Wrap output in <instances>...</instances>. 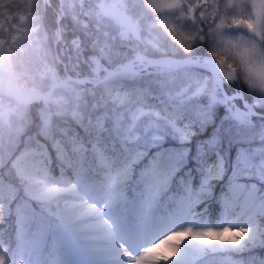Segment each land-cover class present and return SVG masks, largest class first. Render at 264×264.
Returning <instances> with one entry per match:
<instances>
[{
    "label": "snow or ice",
    "instance_id": "1",
    "mask_svg": "<svg viewBox=\"0 0 264 264\" xmlns=\"http://www.w3.org/2000/svg\"><path fill=\"white\" fill-rule=\"evenodd\" d=\"M0 264H264V0H0Z\"/></svg>",
    "mask_w": 264,
    "mask_h": 264
},
{
    "label": "rangeland",
    "instance_id": "2",
    "mask_svg": "<svg viewBox=\"0 0 264 264\" xmlns=\"http://www.w3.org/2000/svg\"><path fill=\"white\" fill-rule=\"evenodd\" d=\"M230 237H231V233H226L225 237H224L225 241H227ZM161 248H162V250H159V251H168V249H167V247H165V245H161ZM169 255H170V258H172V259L175 258V256L171 255V253H169Z\"/></svg>",
    "mask_w": 264,
    "mask_h": 264
},
{
    "label": "trees",
    "instance_id": "3",
    "mask_svg": "<svg viewBox=\"0 0 264 264\" xmlns=\"http://www.w3.org/2000/svg\"><path fill=\"white\" fill-rule=\"evenodd\" d=\"M210 211H211V219L214 222L215 221V217L217 215V209H216L215 206H212V208L210 209Z\"/></svg>",
    "mask_w": 264,
    "mask_h": 264
},
{
    "label": "bare ground",
    "instance_id": "4",
    "mask_svg": "<svg viewBox=\"0 0 264 264\" xmlns=\"http://www.w3.org/2000/svg\"><path fill=\"white\" fill-rule=\"evenodd\" d=\"M165 247H167V245H165ZM159 250H162V248L160 247V249H158V251H159Z\"/></svg>",
    "mask_w": 264,
    "mask_h": 264
}]
</instances>
